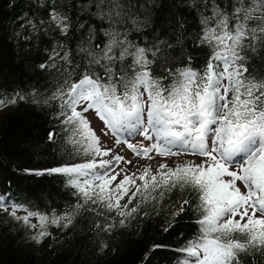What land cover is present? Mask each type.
I'll return each mask as SVG.
<instances>
[{
    "label": "snow or ice",
    "instance_id": "6c2138e0",
    "mask_svg": "<svg viewBox=\"0 0 264 264\" xmlns=\"http://www.w3.org/2000/svg\"><path fill=\"white\" fill-rule=\"evenodd\" d=\"M60 7H45L47 21L29 20L27 26L33 32H58L65 40L77 36L78 62L63 45L59 51L53 48L64 75L52 99L59 102L57 116L63 117L72 143L90 158L26 171L65 175L81 201L78 207L91 203L114 212L121 226L142 204L159 202L173 189L182 194L187 190L191 202L183 199L172 216L192 207L199 214L198 231L179 249L180 264H242V255H264V74L255 66L250 69L251 58L264 52V0H187L185 7L195 12L198 22L192 44L209 50L199 68L192 66L190 56L178 61L183 67H167L171 43L157 38L145 45L133 38L151 23L160 7L157 0H74L72 13ZM186 25V17L172 23L177 45L187 36ZM16 102L15 97H0V109ZM89 113L103 124L100 135ZM56 134L50 131L49 140ZM110 134L115 137L112 147L101 139ZM137 136L142 141L130 142ZM120 144L138 158L153 160L154 153L192 159L174 162V167L160 163L153 172L151 165L116 153ZM122 162L136 171H116ZM23 208L13 202L9 211L0 194V209L29 229L37 228L30 218L38 217L40 231L31 237L37 244L51 235L49 223L72 224L71 213L50 218L25 209L26 215L18 216ZM112 227L108 223L105 230ZM162 246L154 244L149 252Z\"/></svg>",
    "mask_w": 264,
    "mask_h": 264
},
{
    "label": "trees",
    "instance_id": "16d2710c",
    "mask_svg": "<svg viewBox=\"0 0 264 264\" xmlns=\"http://www.w3.org/2000/svg\"><path fill=\"white\" fill-rule=\"evenodd\" d=\"M157 2L160 7L151 23L142 29V35L133 33V38L145 45L157 38L171 43L173 49L166 53L167 67H183L178 61L185 56L192 57L194 68L204 65L209 50L192 44L198 22L195 12L185 7L187 0ZM56 4L61 5L58 9L61 12L64 6L69 13L74 11V0H0V97L17 100L16 104L0 109V194L5 196L9 211L10 204L18 202L24 205L19 211L25 215V209L50 218L71 213L73 220L68 227L49 223L47 231L51 235L43 239L46 246L39 253V244L31 239L40 231L39 220H32L38 217L30 218L37 228L29 229L4 211L0 215V264H180L183 255L179 249L198 231L199 214L192 207L185 206L183 213L172 216L183 199L191 202L187 190L182 194L179 188L173 189L159 202L144 203L139 213L121 226L120 217L114 212L91 203L78 207L81 201L65 175H32L26 171L80 163L90 158L72 143L71 133L61 124L63 117L57 116L59 102L52 99L64 75L63 62L54 57L53 48L59 51L63 45L78 62L77 36L65 40L58 32L47 29L33 32L27 26L29 20L47 21L44 8ZM178 16L187 18V36L179 45L172 28ZM50 56L53 60H49ZM41 64L49 66L42 69ZM252 66L264 74V52L251 58L250 69ZM50 131L57 133L52 140L48 138ZM145 212L147 215H143ZM108 223L114 227L105 230ZM169 223L173 226L163 231ZM154 244L163 246L149 252ZM241 261L264 264V255H242Z\"/></svg>",
    "mask_w": 264,
    "mask_h": 264
},
{
    "label": "rangeland",
    "instance_id": "374dc122",
    "mask_svg": "<svg viewBox=\"0 0 264 264\" xmlns=\"http://www.w3.org/2000/svg\"><path fill=\"white\" fill-rule=\"evenodd\" d=\"M88 117H89V119L91 121L92 127L96 130L97 135H100V129L103 127V124L98 119L95 118V114L94 113H89L88 114ZM101 139H102V142L105 145H107L109 147H112L113 146V143H114L115 137H112L111 134H110L108 137H103L102 136ZM139 141H142V137L137 136V137H135V139H132L130 142L137 143ZM143 142L145 144L148 143L147 141H143ZM115 152L118 153V154H120V155H122V156H124L126 160L127 159H132V160H134V162L138 160L140 165H144V166L151 165L153 172H155L156 168L158 167V165L160 163H167L169 165V167H174L175 166L174 162L179 163L182 160L192 159V157H190V156H180V157H170V158L169 157H160V156H156L154 153L152 154V155L155 156V159H153V160H148V159H144V158H138V157H135L133 155V153L131 152V150L127 149L124 144L118 145L115 148ZM120 168H125L128 172L136 171V169H134L131 165H127V164H125L123 162L119 165V167L116 168V171H119ZM122 178H123L122 175L119 176V177H117V180L113 182V186L115 185V183H118L119 180L122 179ZM136 183L137 184H140L142 182L139 181V180H137ZM129 195H130V193H129ZM127 198L128 197L126 196L121 201V204L125 203L126 200H127ZM139 199L140 198L138 196L137 200H133L132 204L129 205V208L135 206ZM3 212H4L3 209H0V215ZM17 214L19 216H24L25 215V213H23L22 211H19V210L17 211ZM32 220H33V222H37L38 221V219H32ZM45 246H46V243L45 242L40 243L39 246H38V248H37V251L39 253H42L43 252L42 249Z\"/></svg>",
    "mask_w": 264,
    "mask_h": 264
}]
</instances>
